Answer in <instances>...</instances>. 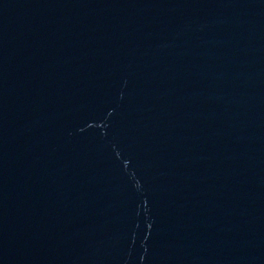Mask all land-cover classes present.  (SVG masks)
Returning a JSON list of instances; mask_svg holds the SVG:
<instances>
[{
	"label": "water",
	"instance_id": "obj_1",
	"mask_svg": "<svg viewBox=\"0 0 264 264\" xmlns=\"http://www.w3.org/2000/svg\"><path fill=\"white\" fill-rule=\"evenodd\" d=\"M0 264H264V0H0Z\"/></svg>",
	"mask_w": 264,
	"mask_h": 264
}]
</instances>
